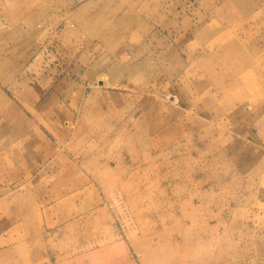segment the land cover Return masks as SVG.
I'll list each match as a JSON object with an SVG mask.
<instances>
[{
	"label": "rangeland",
	"instance_id": "rangeland-1",
	"mask_svg": "<svg viewBox=\"0 0 264 264\" xmlns=\"http://www.w3.org/2000/svg\"><path fill=\"white\" fill-rule=\"evenodd\" d=\"M0 264H264V0H0Z\"/></svg>",
	"mask_w": 264,
	"mask_h": 264
},
{
	"label": "bare ground",
	"instance_id": "bare-ground-1",
	"mask_svg": "<svg viewBox=\"0 0 264 264\" xmlns=\"http://www.w3.org/2000/svg\"><path fill=\"white\" fill-rule=\"evenodd\" d=\"M235 76V75H234ZM243 83V82H242Z\"/></svg>",
	"mask_w": 264,
	"mask_h": 264
}]
</instances>
